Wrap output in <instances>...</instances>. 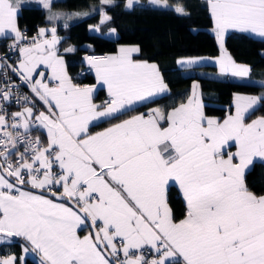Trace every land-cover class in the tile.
Segmentation results:
<instances>
[{"label":"snow or ice","instance_id":"obj_1","mask_svg":"<svg viewBox=\"0 0 264 264\" xmlns=\"http://www.w3.org/2000/svg\"><path fill=\"white\" fill-rule=\"evenodd\" d=\"M38 2L49 21L65 16L53 11L55 0ZM100 3V23L90 31L112 20L104 10L112 0ZM151 3L189 15L168 0ZM208 7L222 49L220 73L249 77L250 67L227 54L223 38L229 29L264 38V0H208ZM21 8V0H0V37L10 36V50L20 56L16 63L0 57V245L23 238V251L38 252L40 264H264V194L246 183L255 163L264 164V115L248 122L264 108V93L237 97L235 114L221 122L205 115L193 84L187 102L169 112L154 108L92 134V121L116 119L168 91L158 66L134 60L138 47L86 56L108 93L95 104L97 86L68 75L57 28H39L29 40L18 25ZM13 104L20 110L9 112ZM174 185L186 203L183 219L170 207ZM0 264H24V257Z\"/></svg>","mask_w":264,"mask_h":264},{"label":"trees","instance_id":"obj_2","mask_svg":"<svg viewBox=\"0 0 264 264\" xmlns=\"http://www.w3.org/2000/svg\"><path fill=\"white\" fill-rule=\"evenodd\" d=\"M168 4L183 6L189 15L177 14L172 7L153 6L149 0H140L131 10L125 7V0H112V5L104 6L112 20L102 25L98 32H91L89 26L100 23V15L94 11L101 7L100 0H55L53 11L80 14L77 18L72 16L67 21L69 27L57 33L61 37L59 51L65 57L66 69L74 83L79 81L75 75L82 63L80 56L83 51L108 53L115 51L118 44H133L140 49L135 56L155 63L168 84V91L162 97L133 107L116 119L94 124L89 130H97L148 106L158 105L163 110L175 107L187 99L195 81L199 85L204 113L220 119L231 111L235 93H264V86L260 83L264 81V70L256 68L259 62L264 61V39L241 31H230L224 36V47L233 60L254 68L245 79L220 75L215 64L191 69L178 67L176 58L179 56H216L220 47L210 30L212 17L206 0H168ZM53 22L64 24L65 19ZM53 22L48 21L46 11L36 4L23 5L19 13L18 25L27 26L29 33ZM113 28L116 32L112 36L108 32ZM69 45L75 46V51L65 52ZM85 79L93 82L92 76ZM254 115H264V108ZM246 183L252 191L264 194V164L255 163L254 169L246 174ZM169 203L176 218L184 216L186 204L175 186L169 191ZM16 240L25 242L20 238ZM14 251L18 254L19 248L15 247ZM26 264H32L31 260L27 259Z\"/></svg>","mask_w":264,"mask_h":264},{"label":"crops","instance_id":"obj_3","mask_svg":"<svg viewBox=\"0 0 264 264\" xmlns=\"http://www.w3.org/2000/svg\"><path fill=\"white\" fill-rule=\"evenodd\" d=\"M23 1H32V0H21V3L23 2ZM207 1V5H208V0H206ZM33 2V1H32ZM125 2H126V0H125ZM138 2H140V0H138ZM149 2H150V0H149ZM33 4H36V3H33ZM126 4V3H125ZM150 4H152L151 2H150ZM23 5H27V4H22V6ZM36 5H38V4H36ZM153 6H157V5H154V4H152ZM40 6V5H39ZM42 7V6H41ZM157 7H159V6H157ZM45 10V9H44ZM208 10H209V13H210V9H209V7H208ZM46 11V15L48 16V13H47V10H45ZM56 12H60V13H64L65 14V16L64 17H61V18H59L58 20H60V21H64V19L66 18V16L67 15H70V13L69 12H64V11H56ZM71 14H78V13H71ZM211 14V13H210ZM80 16V14L79 15H73V18H77V17H79ZM212 17V16H211ZM58 20H55V21H58ZM49 21V20H48ZM51 22H53V21H51ZM54 23V22H53ZM48 24V23H47ZM50 24V23H49ZM91 26H93V25H91ZM91 26H89V30H90V27ZM214 34H215V36H216V39H217V42H218V44H219V47H220V43H219V41H218V38H217V35H216V32L214 31V22H213V19H212V27H211V29H210ZM230 31H240V30H238V29H229V30H227V32L225 33V34H227L228 32H230ZM91 32H96V31H91ZM109 33V35H114L115 33H112L111 31L110 32H108ZM247 33V32H246ZM248 34H250V33H248ZM250 35H252V36H254V37H257V38H259V39H264V38H261V37H259L258 35H255V34H250ZM225 36V35H224ZM11 37L9 36L8 38H3V37H0V39H10ZM61 38V37H60ZM61 41V40H60ZM223 42H224V38H223ZM58 47H59V45H58ZM75 46H73V45H69V46H67V47H65V49H68V48H74ZM121 47H137L136 45H133V44H118L117 45V47H116V49H115V51H112V52H108L105 56H111V55H117L118 54V52H119V50H120V48ZM4 49V46L1 44L0 45V52H1V50H3ZM65 49H64V51H65ZM224 50H226V52H227V54L228 55H230L231 56V54L228 52V50L224 47ZM59 54L61 55V56H63V58H64V61H65V57H64V55L62 54V52L61 51H59ZM137 53H133L132 54V58L134 59V60H136V61H140V62H145L146 60H142V59H138L135 55H136ZM263 54H264V51H263ZM221 55H222V49H221V47H220V50H219V53L216 55V56H179V57H177L176 58V64H177V66L178 67H182V68H186V69H191V68H196V67H200V66H202V65H204V64H215V66H216V69H217V72L220 74V75H223V74H221L220 73V70H219V65H218V63L216 62L217 61V59L218 58H220L221 57ZM187 58H202V59H200V62L198 63V64H194V65H191V66H188V65H183V64H178L177 63V61L178 60H181V59H187ZM19 59H20V56L18 57V60H17V62L19 61ZM233 59V58H232ZM146 62H148V63H150V64H152L153 62H149V61H146ZM236 63H238V62H236ZM155 64V63H154ZM238 64H242V63H238ZM242 65H245V64H242ZM248 66V65H247ZM65 67H66V62H65ZM250 67V66H249ZM256 68H258V69H261V70H264V61H261V62H259L257 65H256ZM250 69L252 70V69H254L253 67L251 68L250 67ZM68 72V71H67ZM250 73H251V71H250ZM249 73V74H250ZM50 74V73H49ZM68 75H69V73H68ZM226 76H230V77H234V76H232V75H230V74H228V75H226ZM93 82L91 83V84H89V85H96L97 87H96V90L94 91V94H93V102L95 103V104H101V97L102 96H104V95H108V93H107V89H106V87H101L99 84H98V82H97V80H96V76H95V71L93 70ZM235 78H238V79H245V78H241V77H235ZM78 84V83H77ZM193 84H197L198 85V83L195 81V82H193ZM81 85V84H80ZM81 86H83V85H81ZM193 86V85H192ZM191 93H192V88H191V92H190V94H189V96L191 95ZM197 94H198V96L200 97V99H201V103L203 104V101H202V98H201V95H200V91H199V88H198V90H197ZM260 95V94H259ZM259 95H257V94H249V93H240V92H238V93H235L234 94V96H233V99H232V103H231V105H232V109H231V111L229 112V113H227L223 118H217V117H213V116H208V115H206V116H208V117H212V118H215V119H217V120H220L221 122L224 120V119H226L229 115H234L235 114V111H236V107H235V105H236V102H237V97H240V96H259ZM188 96V97H189ZM188 97H187V99H188ZM154 99V98H153ZM187 99L184 101V102H181V103H186L187 102ZM149 101V100H148ZM145 102H147V101H144V102H137L133 107H136V106H138V105H140V104H143V103H145ZM181 103H179L177 106H175V107H178ZM37 107H38V109L39 110H43V107L41 106V104L39 103V102H37ZM154 108H159V109H161L162 111H165V112H169V111H171L174 107H172V108H169V109H167V110H163L162 108H160L158 105H152V106H148V107H146V108H143V109H141V110H138V111H136V112H133L132 114H130V115H128V116H126L125 118H122V119H120V120H117V121H114V122H112V123H109V124H107V125H105V126H103V127H101V128H99V129H97V130H93V131H91V130H89L90 131V133H92V134H95V133H97V132H101V131H104L106 128H109V127H111L113 124H116V123H119V122H121V121H123V120H125V119H130L131 118V116H134V115H140V114H147L150 110H152V109H154ZM20 110V107L18 108V111ZM258 116H262V115H253V116H251L249 119H248V122H250L251 121V119H255V118H257ZM103 120H107V119H104V118H101V119H99V120H94V121H92L91 122V124L89 125V128L92 126V125H94V124H97V123H99V122H101V121H103ZM166 126V125H165ZM39 135H41V136H43V134L42 133H38ZM234 150V149H233ZM177 189H178V191H179V193L181 194V196H182V198H183V195H182V192L179 190V187H178V185H174ZM183 200H184V198H183ZM186 204V203H185ZM184 218V216L183 217H181L180 219H183ZM84 233H81V235H83ZM19 238V237H18ZM20 239H23V238H20ZM17 241V242H16ZM26 242V241H25ZM25 242H23V241H21V240H16V239H13V241H12V243L11 244H8V245H0V258H3V257H6V256H9V255H15V256H17V257H24V264H26V260L27 259H30L31 260V263L32 264H40V260L35 256V254L33 253V252H35V251H32V250H29L27 253H25L24 251H23V249H24V247L26 246V243ZM15 247H17V248H19V252H18V254L17 253H15V251H14V248ZM36 253H38V252H36ZM39 254V253H38ZM40 255V254H39Z\"/></svg>","mask_w":264,"mask_h":264},{"label":"built area","instance_id":"obj_4","mask_svg":"<svg viewBox=\"0 0 264 264\" xmlns=\"http://www.w3.org/2000/svg\"><path fill=\"white\" fill-rule=\"evenodd\" d=\"M50 24H52L54 27L57 28V33H59L60 30H64L65 29L63 23L62 24L50 23ZM39 28L51 29V28L48 27V24H46L44 26H41ZM39 28L35 32L29 33L27 26H25V25L20 26L21 31H25L26 32L29 40H31L32 37L37 35V32H38ZM1 42L4 43V49L0 52V57L8 56L9 57V62L16 63L17 60H18V57H19V52L10 50L9 46L12 45V43H13L12 38H10V39H0V43ZM106 54L107 53H104V52L103 53L102 52H93L91 50H85L84 52L81 53L80 61L82 63L79 66V68L77 69V72H76V75H75L76 79L79 80L77 82L78 84L89 85V84L92 83L91 81H88L87 79H85V77H87L88 75L89 76L93 75V70H89V66L84 62V58L86 56H89V55L105 56ZM4 78L5 77H4L3 71L0 70V81H3ZM8 78L10 80H12V81H15L16 84L20 85V92H22L24 94L31 95L28 87L23 86L22 82L19 79H17L15 76H13L11 74V72L8 73ZM106 100H108V95H104L101 98V104L104 103ZM19 107H20L19 105L13 104L10 107H8V111L9 112H16V111H18ZM37 135L38 134L36 132H33V136H37ZM146 255H147V253H146Z\"/></svg>","mask_w":264,"mask_h":264},{"label":"rangeland","instance_id":"obj_5","mask_svg":"<svg viewBox=\"0 0 264 264\" xmlns=\"http://www.w3.org/2000/svg\"><path fill=\"white\" fill-rule=\"evenodd\" d=\"M33 1V2H32ZM32 1H23L21 4H33V3H36V4H38V5H40L39 4V2H38V0H32ZM150 2H151V0H150ZM126 3V2H125ZM41 6V5H40ZM101 18V17H100ZM93 76V75H92Z\"/></svg>","mask_w":264,"mask_h":264},{"label":"water","instance_id":"obj_6","mask_svg":"<svg viewBox=\"0 0 264 264\" xmlns=\"http://www.w3.org/2000/svg\"><path fill=\"white\" fill-rule=\"evenodd\" d=\"M14 239H18V237L17 238H14ZM34 254H35V256L40 260L41 259V257H40V255L38 254V253H36V252H33Z\"/></svg>","mask_w":264,"mask_h":264},{"label":"bare ground","instance_id":"obj_7","mask_svg":"<svg viewBox=\"0 0 264 264\" xmlns=\"http://www.w3.org/2000/svg\"><path fill=\"white\" fill-rule=\"evenodd\" d=\"M54 23H57V22H54ZM48 27L49 28H52V27H54L52 24H48ZM84 52V51H83ZM89 76V75H88Z\"/></svg>","mask_w":264,"mask_h":264}]
</instances>
